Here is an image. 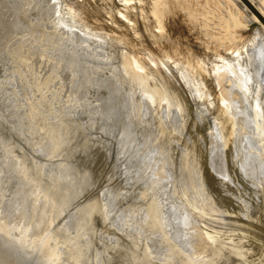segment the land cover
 <instances>
[{
  "label": "rangeland",
  "instance_id": "374dc122",
  "mask_svg": "<svg viewBox=\"0 0 264 264\" xmlns=\"http://www.w3.org/2000/svg\"><path fill=\"white\" fill-rule=\"evenodd\" d=\"M247 1L264 18V0ZM178 3L183 15L177 19L179 33L173 35L180 43H166V26L153 27L151 23L148 26L156 29L153 31L158 41L144 40L141 0L129 3L136 23L140 22L138 36L125 19L129 4L122 0H7L11 7L21 6L16 13L23 26L15 25L10 31L13 34L0 38V97L5 98L0 101L4 107L0 106V118L5 115L0 119V239L8 251L21 259V264H227L228 256L234 263L240 260V264H264V167L254 152L258 143L242 138L240 144H246V148L238 150L236 157L231 155L222 118L215 107L216 73L209 71L234 70L238 79L231 89L240 93L237 99L255 101L264 80L257 66L258 56L254 57L256 49L250 48L256 36L264 41V24L243 0H200L196 8L184 0ZM173 45L184 48L193 65L179 55L171 68H166V50H176ZM196 52L210 62L207 69L199 67ZM10 54H18V58L14 60ZM85 64H89L88 68ZM22 65L28 73L20 68ZM65 65H69L68 72ZM16 68H20L19 72ZM76 72H80L78 77ZM70 74L77 81L73 82ZM33 76L34 80L29 81ZM21 79L26 80L25 85ZM44 87L47 89L43 94ZM249 91H253L252 95ZM73 95L78 96H74L78 105ZM230 103L228 118L237 124L242 102ZM116 111L118 117L126 114L121 117L128 122L126 140L123 130L116 136L107 129L108 123H118V118H113ZM41 131L44 135L40 137L45 140H38ZM4 136L9 141L6 139L8 144L1 146ZM147 161H156L154 167L151 162L145 167ZM132 162L141 165L144 174L148 170L153 173L144 175L136 170L139 172L133 174L137 177L131 181L128 165ZM56 198L59 203L54 204ZM47 199L51 202L45 206ZM40 208L45 213L40 214ZM52 254L64 261L57 263ZM66 257L70 262L68 258L65 261Z\"/></svg>",
  "mask_w": 264,
  "mask_h": 264
},
{
  "label": "bare ground",
  "instance_id": "6f19581e",
  "mask_svg": "<svg viewBox=\"0 0 264 264\" xmlns=\"http://www.w3.org/2000/svg\"><path fill=\"white\" fill-rule=\"evenodd\" d=\"M124 3H126V2H128V4L131 2V0H122ZM142 1V3L144 4V6L143 5H141V13H143V15H144V17H143V20H142V25H143V27H145L144 29L145 30H142V32H143V34L145 35V37H144V40L145 39H147V40H153V41H158V35H157V32H154L153 30H156V29H153V27H160V26H162V25H165L166 26V34H164L165 35V40H166V43H180L179 41H177V39H175L176 37L174 36L175 34H178L179 33V30H180V23H179V21L177 20L178 19V17H179V15L180 14H182L183 15V11H182V7L180 6V4L178 3V1L179 0H141ZM184 1H186L188 4H189V7H191V8H196V7H199V4H198V2H200V0H184ZM21 6H19V7H11L9 4H7V0H0V10L3 12V15L1 14V16H3V18L2 19H0V38H2V37H4L5 35H7L10 31H11V29H12V27H14L15 25H17V24H19V25H22L23 26V24L21 23L22 21H21V18H20V15H18L17 13H16V9H19ZM182 8V9H181ZM49 10V9H48ZM0 11V12H1ZM181 11H182V13H181ZM259 11V10H258ZM51 12V11H50ZM53 12V11H52ZM51 12V13H52ZM134 12L135 11H133V6H132V4H129L128 5V7H127V12H125V14H126V20H128V21H130L131 23H129V25L131 26V29H132V31H133V34L134 35H136V36H138L139 35V32H138V29H137V26H139V29H140V22L139 23H136V21H137V19L135 18L136 16H134ZM48 13V12H47ZM50 13V14H51ZM181 15V16H182ZM260 19V18H259ZM261 20V19H260ZM24 21V20H23ZM262 21V20H261ZM27 22V21H26ZM35 23V22H34ZM149 23H151L152 25H153V27L150 29V27L148 26L149 25ZM27 24V23H26ZM33 24V23H32ZM38 24V23H37ZM264 24V23H263ZM34 25V24H33ZM261 25H262V23H261ZM127 27H129L128 25H126ZM24 27H25V25H24ZM39 27V26H38ZM130 28V27H129ZM26 29H28V28H26ZM32 29V28H31ZM40 29V28H39ZM10 33H12V32H10ZM28 33V32H27ZM13 34V33H12ZM174 34V35H173ZM163 35V34H162ZM161 35V36H162ZM173 35V36H172ZM6 37H10V36H6ZM11 38V37H10ZM14 38V37H13ZM12 38V39H13ZM7 40H9V39H7ZM23 40V39H22ZM143 40V41H144ZM1 41V40H0ZM11 42V41H10ZM14 42H16V40L15 41H12V43H14ZM2 43H4V42H2ZM21 43H22V41H21ZM8 44H10L9 42H8ZM24 44V43H23ZM31 44V43H30ZM6 45H7V42H6ZM6 45H4V47L6 46ZM12 45V44H11ZM29 45V44H28ZM34 45V44H33ZM42 45H45V44H42ZM47 45H48V43H47ZM51 45V44H50ZM52 45H53V43H52ZM61 45V44H60ZM64 45V44H63ZM70 45V44H69ZM68 45V46H69ZM21 46V45H20ZM40 46H41V44H40ZM56 46V45H55ZM57 46H58V44H57ZM65 46V45H64ZM174 46V48L176 49V50H171V52H169V50H166V68H171V62L172 61H174V58L176 57V56H179V55H181L182 57H186V59L184 58V60H185V62L186 63H188V64H191L192 63V60L191 59H189L190 57H189V55L188 54H186V51L184 50V48H182L180 45H173ZM4 47H2V48H4ZM7 47H9L8 45H7ZM24 47H25V45H24ZM27 47V46H26ZM26 47H25V49H26ZM30 47V45L28 46V48ZM46 47V46H45ZM48 47V46H47ZM46 47V48H47ZM63 49L65 48V47H63V46H61ZM71 47V46H70ZM69 47V48H70ZM15 49L14 47H11V49ZM20 48V47H19ZM49 48H52V47H50L49 46ZM48 48V49H49ZM61 48V49H62ZM8 49V48H7ZM16 49H17V47H16ZM53 50H54V48H52ZM57 49V48H56ZM67 49V48H66ZM71 49H73L72 47H71ZM250 49H256V51H255V54H254V57L255 56H258V60H257V66L259 67V69H260V72H261V77H263V80H264V41L260 38V36L258 37V36H256V38L253 40V42H252V45H251V48ZM4 50V49H3ZM32 50V49H31ZM34 50V49H33ZM39 50V49H38ZM50 50V49H49ZM5 51H6V49H5ZM16 51L17 50H15V53H16ZM40 51V50H39ZM50 51H52V50H50ZM55 51V53H56V55L59 57V55L57 54L58 52H56V50H54ZM59 51V50H58ZM64 51V50H63ZM68 51V50H67ZM69 51H70V49H69ZM7 52H8V50H7ZM11 52V51H10ZM12 52H14V50H12ZM11 52V53H12ZM38 52V51H37ZM2 53V52H1ZM18 53H19V51H18ZM62 53V52H61ZM8 54V53H7ZM13 54V53H12ZM12 54H10V57H11V55ZM25 54L26 53H24V56L23 57H25ZM33 54V53H32ZM51 54H52V52H51ZM67 54H68V52H67ZM70 54V53H69ZM68 54V55H69ZM246 53H244V55H245ZM1 55V54H0ZM36 55V54H35ZM40 55V54H39ZM48 55H50L49 53H48ZM63 55V54H62ZM4 56V55H3ZM12 56H15L14 57V60H15V58H18V57H16V56H18V54L16 55H12ZM52 56V55H51ZM54 56H55V54H54ZM71 56H74V55H72L71 54ZM195 58L196 59H198V62H199V67L201 68V69H207L208 67H209V64H210V62L207 60V58L204 56L203 57V55H200L198 52H196L195 53ZM22 57V58H23ZM26 57H28L27 55H26ZM31 57H32V55H31ZM37 57L39 58V56L37 55ZM68 57V56H67ZM70 57V56H69ZM6 58V57H5ZM4 57H2V59L3 60H6ZM11 58H13V57H11ZM34 58V56L32 57V59ZM36 58V57H35ZM55 58V57H54ZM60 59H62V57H59ZM78 57H76V59H77ZM81 58H82V56H81ZM126 58H127V54H126ZM65 59H67L66 57H65ZM70 59V58H69ZM69 59H68V61H69ZM75 59V60H76ZM83 59V58H82ZM255 58H253V60H254ZM8 60V59H7ZM9 60H11L10 58H9ZM22 60V59H21ZM28 60L30 61L31 59H29L28 58ZM35 60V59H34ZM37 60V59H36ZM40 60V59H39ZM38 60V61H39ZM47 60V59H46ZM74 60V58H73V61H75ZM122 60V59H121ZM24 61H26L25 59H24ZM32 61V60H31ZM45 61V60H44ZM60 61V60H59ZM71 61V60H70ZM126 61H128V59H126ZM131 61V60H130ZM255 61H256V59H255ZM16 62V61H15ZM15 62H13V63H15ZM36 63H37V66H38V62L37 61H35ZM35 62H33L32 64H34ZM40 62V61H39ZM76 62H80V60L79 61H76ZM85 62L86 63H88V61L87 60H85ZM84 61L82 62V64L83 63H85ZM17 63V62H16ZM20 63V62H19ZM24 62H22V64H23ZM26 63V62H25ZM46 63H49V62H46ZM53 63H54V61H53ZM53 63L51 64V65H53ZM57 63V62H56ZM65 63H66V61H65ZM131 63H132V61H131ZM31 64V65H32ZM43 64V63H42ZM41 64V65H42ZM50 64V63H49ZM74 64H76V63H74ZM80 64V63H79ZM121 64H123V63H121ZM126 64V63H125ZM15 66L17 65V64H14ZM20 65V64H19ZM18 65V66H19ZM24 65V64H23ZM23 65H22V67H20L21 69L23 68ZM35 65V64H34ZM40 65V66H41ZM44 65H45V63H44ZM57 65V64H56ZM72 65V64H71ZM84 65V64H83ZM87 65V66H86ZM91 65V64H90ZM131 65V64H130ZM191 65H193V64H191ZM217 65H218V62H217ZM11 66H12V64H11ZM28 66V65H27ZM39 66V68H41ZM43 66V65H42ZM49 67H50V65H48ZM78 66V65H77ZM85 66L88 68V66H89V64H85ZM134 66V65H133ZM13 67V66H12ZM11 67V69H12V71H14L15 69H13V68H15V67H13L12 68ZM52 67V66H51ZM64 67H65V69H64ZM63 67V69L64 70H66V72H68L67 70H70V69H68L69 68V65H65ZM73 67H74V65H73ZM80 67H81V65H80ZM91 67V66H90ZM90 67H89V69H90ZM122 67V66H121ZM128 67V66H127ZM5 68V67H4ZM10 68V67H9ZM20 68H16L17 70H18V72H19V69ZM24 68H26V67H24ZM28 68H29V66H28ZM32 68V67H31ZM38 68V67H37ZM37 68H35V69H37ZM43 68V67H42ZM62 68V67H61ZM77 68V67H76ZM76 68H74V69H76ZM83 68H84V66H83ZM86 68V69H87ZM134 68H136V67H134ZM0 69H1V66H0ZM10 69V70H11ZM27 69V68H26ZM30 69V68H29ZM78 70H79V68H77ZM93 69V68H92ZM91 69V70H92ZM185 69H187V68H185ZM23 71H24V69H22ZM28 70V69H27ZM38 70V69H37ZM44 70V69H43ZM49 70V69H48ZM58 70V69H57ZM62 70V69H61ZM136 70V69H135ZM246 70H247V68H246ZM16 71V70H15ZM29 71V70H28ZM30 71H31V69H30ZM40 71V70H39ZM51 71H52V73H53V71H54V73H56L55 72V70L53 69H51ZM59 71V70H58ZM75 71V70H74ZM77 71V70H76ZM81 71H83L82 70V67H81V70H80V72ZM98 71V70H97ZM131 71H133V69H131ZM143 71V70H142ZM182 71V70H181ZM209 71L210 72H212V73H216V76H215V87H216V95H215V107H216V109H218V111H219V113H220V116H221V118H222V122H223V128L225 129V131H226V136H227V144H228V146H229V152L231 153V155L233 156V157H236L237 156V154H238V150H240V149H243V148H246V144H244V145H242V144H240V141H241V139L242 138H248V141L250 140L251 141V144L253 143V142H257L258 143V147L254 150V152L255 153H257V154H259L258 155V157L260 158V160H261V162H262V166L264 167V85H262V83H261V91H260V89L258 90L259 92L256 94V96H255V101H250L248 98L247 99H245L244 101H239L238 99H237V97H239V94L240 93H233V91H232V86H234L233 84H235L236 82H237V79H238V73L237 72H235L234 70H232V69H228L227 68V70L225 71V72H221V71H217V69L216 68H210L209 69ZM217 71V72H216ZM249 71V70H248ZM26 72V70L24 71V73ZM32 72V71H31ZM38 72V71H37ZM36 72V73H37ZM41 72V71H40ZM65 72V71H64ZM63 72V73H64ZM73 72V71H72ZM71 72V73H72ZM80 72H79V74H80ZM136 72H138V71H136ZM187 72V71H186ZM190 72V71H189ZM17 73V72H16ZM21 73V72H20ZM20 73H18V74H20ZM26 73H28V72H26ZM53 73V74H54ZM74 73V72H73ZM77 73V75H76V77H78L79 76V74H78V72H76ZM83 73H86V71L84 70V72ZM82 73V74H83ZM133 73V72H132ZM139 73V72H138ZM6 74V73H5ZM12 74H13V72H12ZM18 74H17V76H18ZM30 74V73H29ZM42 74V73H41ZM40 74V75H41ZM49 74V73H48ZM99 74V73H98ZM182 74V73H181ZM21 75H23V72L21 73ZM25 75V74H24ZM23 75V76H24ZM26 75H28V74H26ZM33 75V74H32ZM36 75V74H35ZM45 75V74H44ZM64 75H67V74H65L64 73ZM71 75V74H70ZM72 75H74V74H72ZM71 75V77H72V79H73V82L74 81H77V80H74V78H73V76ZM87 75V74H86ZM256 75H257V73H256ZM17 76H15V77H17ZM37 76H38V74H37ZM42 76H43V74H42ZM51 76V75H50ZM58 76H59V74H58ZM61 76H63V75H61ZM132 76V75H131ZM258 76V75H257ZM22 77V76H21ZM21 77H19V78H21ZM26 77V76H25ZM57 77V76H56ZM63 77H65V76H63ZM67 77V76H66ZM70 77V76H69ZM191 77V76H190ZM251 77V76H250ZM252 77H253V75H252ZM34 78V76L32 77V79H28L29 81L30 80H34L33 79ZM36 78H38V77H36ZM45 79H46V76L44 77ZM48 78V77H47ZM61 78V77H60ZM68 78V77H67ZM82 78V77H81ZM135 79H136V77H134ZM256 78H258V77H256ZM18 79V78H17ZM22 79H24L23 77H22ZM21 79V81L23 82V80ZM61 79H63V78H61ZM60 79V80H61ZM66 79V78H65ZM72 79H71V82H72ZM77 79V78H76ZM259 80H260V78H258ZM36 80V79H35ZM44 79H42V81H43ZM47 80V79H46ZM52 80V79H51ZM54 80V79H53ZM52 80V81H53ZM64 80V79H63ZM188 80L190 81V79L188 78ZM18 81H20V79H18ZM37 81H40V78H39V80H37ZM68 81L69 80H67L66 82L68 83ZM83 82H84V80H82ZM250 81V80H249ZM22 82H19V83H22ZM26 82V80L23 82V84ZM60 82H62V80L60 81ZM59 82V83H60ZM83 82H80V83H83ZM258 82V81H257ZM30 83V82H29ZM36 83V82H35ZM41 83V82H40ZM40 83H39V87H40ZM49 83H50V81H49ZM57 83V82H56ZM64 83H65V81H64ZM66 83V84H67ZM69 83H70V81H69ZM69 83H68V86H69ZM26 84V83H25ZM24 84V85H25ZM42 84V83H41ZM45 84H46V82H45ZM51 84H52V82H51ZM33 85H36V84H32V86ZM55 85V84H54ZM58 85V84H57ZM2 86V85H1ZM4 86V85H3ZM28 86H29V84H28ZM28 86H26V87H28ZM31 86V87H32ZM38 86V85H37ZM48 86H50L49 84H48ZM60 86V85H59ZM61 86H63V85H61ZM72 86V85H71ZM83 86V85H82ZM23 87V86H22ZM250 87V86H249ZM24 88V87H23ZM35 88H36V86H35ZM45 88V87H44ZM43 88V89H44ZM48 88H50V87H48ZM52 88V87H51ZM56 88H58L57 86H56ZM63 88V87H62ZM83 89L82 90H84V87H82ZM2 89H4V88H2ZM42 89V90H43ZM47 88H45L42 92H43V94H44V91L46 90ZM55 89V88H54ZM53 89V90H54ZM59 89H60V87H59ZM67 89V88H66ZM72 89V88H71ZM71 89H69V90H71ZM235 89V88H234ZM256 89V88H255ZM36 90H38V89H36ZM57 89H55L54 91H56ZM61 90V89H60ZM146 90V89H145ZM0 91H1V89H0ZM51 91V93H53L52 92V90H49V92ZM72 91V90H71ZM81 91V90H80ZM79 91V89H78V92H80ZM35 92V91H34ZM34 92H32L33 94H34ZM37 93H38V91H36ZM56 92H58V91H56ZM76 92V91H75ZM237 92V91H236ZM250 92V91H249ZM253 92V91H252ZM252 92H250L249 93V95L251 94L252 95ZM256 92V91H255ZM1 93V92H0ZM6 93V92H5ZM28 93V92H27ZM47 93V92H46ZM45 93V94H46ZM50 93V94H51ZM49 94V93H48ZM48 94H47V97H48ZM49 94V95H50ZM54 94V93H53ZM52 94V95H53ZM57 94V95H56ZM58 94H60V92L59 93H55V98H53V99H56V97L58 96ZM71 94V93H70ZM2 95V94H1ZM34 95H36V94H34ZM41 95V97H42V94H40ZM39 95V96H40ZM72 95V94H71ZM70 95V96H71ZM77 95H78V93H77ZM28 96V95H27ZM38 96V97H39ZM54 96V95H53ZM69 96V95H68ZM67 96V99L70 97H68ZM74 96H76V95H73V98L75 99L76 97H78V96H76V97H74ZM151 96V95H150ZM3 97H4V95H3ZM44 97H46V96H44ZM47 97H46V99H47ZM72 97V96H71ZM254 97V96H253ZM25 98H26V95H25ZM73 98H71V100H73ZM80 98V97H79ZM240 98V97H239ZM241 98H242V96H241ZM1 99H2V96L0 97V101H1ZM3 99H5V98H3ZM2 99V100H3ZM27 100H28V97L26 98ZM52 99V97L50 98V100ZM76 99H78V98H76ZM76 99H75V101H76ZM150 99V98H149ZM166 99H168V98H166ZM33 100L35 101V99L33 98ZM32 100V101H33ZM48 100V99H47ZM46 100V102L48 103V101ZM79 100H81V99H79ZM147 100V99H146ZM30 101V100H29ZM32 101H30V102H32ZM33 101V102H34ZM67 101H70V99L69 100H67ZM74 101V100H73ZM72 101V102H73ZM3 102H4V100H3ZM6 102V101H5ZM27 102V101H26ZM32 102V103H33ZM45 102V101H44ZM72 102H69L68 104L70 105V103H72ZM79 102V101H78ZM145 102V101H144ZM144 102H143V105H144ZM153 102V101H152ZM228 102H229V105L227 106V104H228ZM230 102H242V105H240V108H241V113L240 112H238L237 110H236V112H238V113H240V114H237V115H240V117H241V119H240V121L237 123V124H233L232 123V121H231V119L230 118H228V109L230 108V106H231V103ZM29 103V102H28ZM28 103H26V104H28ZM75 103H77V101L75 102ZM80 103V102H79ZM150 103V102H149ZM30 104V103H29ZM44 104V103H43ZM67 104V103H66ZM74 103H72V105H73ZM3 105H5V104H3ZM45 105V104H44ZM62 105H64V106H66L65 105V103H63ZM76 105V104H75ZM75 105H74V107H75ZM77 105H78V103H77ZM136 105V104H135ZM134 105V106H135ZM138 105V104H137ZM146 105H147V102H146ZM166 105V104H165ZM0 106L1 107H3L2 106V102H0ZM32 105H30V108H32L31 107ZM43 106V105H42ZM149 106H150V104H149ZM152 106V105H151ZM163 106H164V104H163ZM227 106V107H226ZM0 107V108H1ZM44 107V106H43ZM136 107V106H135ZM171 107V106H170ZM5 108H6V106H5ZM145 108H146V106H145ZM150 107H148L147 109H149ZM166 108H167V106H166ZM171 108H173V107H171ZM170 108V109H171ZM3 109H4V107H3ZM2 109V110H3ZM43 109V108H42ZM151 110H152V108H150ZM226 109V110H225ZM6 110V109H5ZM139 110V109H138ZM150 110V111H151ZM172 110V109H171ZM235 110V109H234ZM32 111V110H31ZM43 111H45V110H43ZM89 111H91V108H90V110ZM103 111V110H102ZM133 111H135L134 110V108H133ZM2 112V111H1ZM117 112V111H116ZM235 112V113H236ZM3 113H5V111H3ZM28 113H30V111L28 112ZM131 113H132V111H131ZM38 114V113H37ZM3 116H5L4 114H2ZM1 115V118L2 119H4L3 118V116ZM39 115H41L40 113H39ZM118 115H119V112H117L116 113V115H114L113 114V118H118V123H116L115 121H112V122H110V123H108L106 126H107V129L109 130V131H111L112 133H114L116 136L118 135V134H116L117 132H121L122 130V132H123V139L124 140H126L127 139V121L125 120V121H122L121 120V117H125L126 116V114L125 115H123V116H121V114H120V116L118 117ZM133 115V114H132ZM136 115V114H135ZM230 115V114H229ZM41 117V116H40ZM129 117H130V115H129ZM137 117V116H136ZM0 118V119H1ZM30 118H32V117H30ZM36 118V117H35ZM34 118V119H35ZM44 118V117H43ZM47 120V119H46ZM130 120H132V119H130ZM3 121V120H2ZM32 122V121H31ZM45 122V121H44ZM132 122V121H131ZM5 123V122H4ZM33 123H34V125H36L35 124V122H32V126H33ZM38 123V122H37ZM50 123H51V121H50ZM133 123V122H132ZM6 124V123H5ZM4 124V125H5ZM53 123H51V125H52ZM131 124V123H130ZM144 124V123H143ZM58 125V124H57ZM149 125V124H148ZM5 126H7V125H5ZM31 126V125H30ZM1 127V126H0ZM36 127H38V126H36ZM65 127V126H64ZM11 128H13V127H11ZM10 127H8V129H11ZM30 128V127H29ZM33 128H35V126H33ZM44 127L42 126V129H43ZM132 128V127H131ZM221 128V127H220ZM37 129V128H36ZM65 129V128H64ZM68 129V128H67ZM2 130H4V129H2ZM13 130V129H12ZM39 130V129H38ZM46 130V129H45ZM132 130V129H131ZM1 131V130H0ZM31 131H32V129H31ZM36 131V130H35ZM40 131V130H39ZM76 131V130H75ZM75 131H74V133H75ZM223 130L221 129V132H222ZM32 132H34V131H32ZM37 133H38V131H36ZM63 132H64V130H63ZM73 132V131H72ZM136 132V131H135ZM5 133V132H4ZM60 133H61V131H60ZM131 133V132H130ZM138 133H140V132H138ZM223 133V132H222ZM225 133V132H224ZM41 134H43L42 133V131H41V133H40V135L38 136V140H41L40 138H42V139H44L43 137H40V136H42ZM46 134H48V133H45V135ZM67 133H65V135H66ZM141 134V133H140ZM2 135V134H1ZM44 135V134H43ZM62 135H63V133H62ZM68 135V134H67ZM139 136V135H138ZM5 137V139L3 140V143H2V140H1V146H2V144H4V146H5V143H6V145L8 144L7 142L9 141L7 138H6V136H4ZM65 137V136H64ZM68 137V136H67ZM72 137V136H71ZM70 137V139H72ZM74 137V136H73ZM77 137V136H76ZM121 137V136H120ZM119 137V138H120ZM31 138V137H30ZM66 138V137H65ZM144 138H145V136H144ZM6 139L8 140L7 142H5L6 141ZM37 139V138H36ZM48 139V138H47ZM47 139H46V143H47ZM59 140H60V138H58ZM64 139V138H63ZM62 139V140H63ZM118 139V138H117ZM45 140V139H44ZM50 140V139H49ZM53 140H55V139H52V141ZM57 140V139H56ZM61 140V141H62ZM64 140H66V139H64ZM67 140L68 141H70L69 140V138H67ZM139 140V139H138ZM154 141V140H153ZM5 142V143H4ZM32 142H34V141H32ZM38 142H40V141H38ZM50 142V141H49ZM48 142V143H49ZM54 142V141H53ZM64 142H66V141H64ZM146 142H147V140H146ZM36 143V142H35ZM44 143V142H43ZM38 144V143H37ZM36 144V145H37ZM45 144V143H44ZM55 144H56V141H55ZM55 144H53L52 145V143H51V145L52 146H54ZM58 144V143H57ZM65 144V143H64ZM32 145V144H31ZM39 145H40V147L42 148V149H44V145H42V142H40L39 143ZM43 147H42V146ZM50 145V146H51ZM66 145H67V142H66ZM162 145H163V143H162ZM161 145V146H162ZM256 145V144H255ZM10 146L11 145H9V148H10ZM46 146H47V144H46ZM7 147V146H6ZM48 147H49V145H48ZM63 147H64V145H63ZM150 147V146H149ZM153 147H155V145L153 146ZM163 147V146H162ZM2 148V147H1ZM12 148V147H11ZM37 149H39L38 148V146L36 147ZM40 148V149H41ZM50 148V147H49ZM58 148H59V144H58ZM62 148V147H61ZM157 148V147H156ZM155 148V149H156ZM5 149V148H4ZM7 149V148H6ZM36 149V150H37ZM42 149H41V151H42ZM46 149H47V147H46ZM148 149V148H147ZM151 149V148H150ZM153 149V148H152ZM2 150H3V148H2ZM49 150V149H48ZM48 150H46V152L48 153L49 151ZM50 150H51V148H50ZM156 150H158V149H156ZM160 150V149H159ZM158 150V151H159ZM167 150V149H166ZM165 150V151H166ZM40 151V152H41ZM153 151V150H152ZM157 151V152H158ZM148 152V151H147ZM147 152H145L144 154H146ZM155 151H153L152 153H154ZM3 153V152H2ZM7 153H9V152H7ZM13 153H14V151H13ZM13 153L11 154V155H13ZM43 155H44V153H43V151L41 152ZM149 153H151L150 151H149ZM165 153H167L168 155H169V153H168V151H166ZM14 154H16V153H14ZM148 154V153H147ZM146 154V155H147ZM158 154V153H157ZM167 154H165V155H167ZM10 155V154H9ZM19 155H20V157H21V159L23 160V158H22V156H21V153H19ZM97 155V154H96ZM145 155V156H146ZM163 155V154H162ZM167 155V156H168ZM1 156V155H0ZM4 156V155H3ZM95 156V155H94ZM148 156H149V154H148ZM150 156H152V155H150ZM14 157V156H13ZM19 157V156H18ZM96 157V156H95ZM94 157V158H95ZM142 157H144V155L142 156ZM147 157V156H146ZM145 157V158H146ZM160 157V156H159ZM148 158V157H147ZM150 158V157H149ZM7 160L8 161V158L6 159V158H3V160ZM19 159V158H18ZM93 159V158H92ZM151 159V158H150ZM157 159V158H156ZM166 159H167V157H166ZM17 160V159H16ZM20 160V159H19ZM154 160H155V158H154ZM165 160V159H164ZM95 161V160H94ZM101 161H102V159H101ZM106 161V160H105ZM146 161V160H145ZM157 161V162H156ZM156 161H154V164H155V162L156 163H158V160H156ZM167 161V160H166ZM168 161H169V159H168ZM167 161V162H168ZM6 162V161H5ZM14 162V161H13ZM16 162V161H15ZM21 162V161H20ZM93 162V161H92ZM143 162H144V160H143ZM148 162V163H147ZM146 163H147V165H145V167H148V165L150 164L149 162H151V164L150 165H153V167H154V164H152L153 163V161H147ZM161 162H162V160H160V164H161ZM166 162V163H167ZM169 163V162H168ZM28 165V164H27ZM30 165V164H29ZM28 165V166H29ZM32 165V164H31ZM30 165V166H31ZM143 165H144V163H143ZM168 165V164H167ZM24 166H26V165H24ZM35 166H37V165H35ZM34 166V167H35ZM87 166V165H86ZM129 166V167H128ZM127 167L128 168H130L131 169V177L132 178H130L131 179V181L132 180H134V179H136V177L137 176H134V175H136V174H133L134 172L135 173H138L139 171H137L136 172V170H141V165L140 166H135V164L132 162L130 165H128ZM3 167V166H2ZM9 167V166H8ZM32 167V166H31ZM39 167H41L40 165H39ZM145 167H143V168H145ZM155 167H157V170L159 169L158 168V165H156ZM160 167H161V165H160ZM165 167H166V165H165ZM36 168H38V167H36ZM162 168V167H161ZM26 169H28V167H26ZM18 170H20V169H18ZM29 170V169H28ZM28 170H27V172H28ZM31 170V169H30ZM46 170V169H45ZM148 170V169H147ZM147 170H145V172L147 171ZM156 170V169H155ZM160 170V169H159ZM166 173L168 172V169H167V167H166ZM42 171V170H41ZM143 171H144V169H142L141 170V172H139V173H143ZM163 171V170H162ZM3 172V171H2ZM45 172V171H44ZM59 172V171H58ZM147 172H150L149 170L147 171ZM146 172V173H147ZM29 173V172H28ZM32 173V172H31ZM34 173V172H33ZM40 173V172H39ZM145 173V174H146ZM151 173H153V171H151L149 174H151ZM162 173V172H161ZM4 174V173H3ZM7 174V173H6ZM30 174V173H29ZM28 174V175H29ZM38 174V173H37ZM53 174H55V173H53ZM58 174V173H57ZM57 174H56V176H57ZM144 174V173H143ZM144 174V175H145ZM148 174V173H147ZM1 175H2V173H1ZM31 175V174H30ZM138 175V174H137ZM142 175V174H141ZM194 175V173L191 175V176H193ZM32 176V175H31ZM37 176V175H36ZM140 176V175H139ZM167 176V175H166ZM170 176V175H169ZM4 177H5V175H4ZM3 177V178H4ZM7 177V176H6ZM34 177V176H33ZM39 177H40V175H39ZM53 177V176H52ZM142 177V176H141ZM195 177V176H194ZM30 178H32V177H29V179ZM43 178H44V174H43ZM42 178V179H43ZM57 178V177H56ZM169 178V177H168ZM28 179V178H27ZM35 179H36V177H35ZM146 179V178H145ZM39 180V179H38ZM2 181V180H1ZM6 181V178H5V180H4V182ZM27 181V180H26ZM28 181H30V180H28ZM37 181V180H36ZM167 181V180H166ZM196 181V177H195V179H194V182ZM32 182H34V179H33V181ZM28 183V182H27ZM40 183V182H39ZM42 183V182H41ZM41 183H40V185H41ZM30 184V183H29ZM37 184V183H36ZM43 184V183H42ZM35 185V184H34ZM33 186V185H32ZM195 186H198L197 185V182H195ZM34 187H36V186H34ZM43 187V186H42ZM4 188V187H3ZM37 188V187H36ZM38 188H40L39 186H38ZM190 188V187H189ZM188 188V189H189ZM5 189V188H4ZM192 189V188H191ZM196 189H197V187H196ZM42 190V189H41ZM190 190V189H189ZM195 190V189H194ZM36 191V190H35ZM39 191L40 190H38V191H36V192H38L39 193ZM4 192H5V190H4ZM43 192V191H42ZM41 192V193H42ZM1 193V192H0ZM33 193V192H32ZM46 193V192H45ZM48 193V192H47ZM51 194V193H50ZM53 194H54V192H53ZM42 195H45V194H42ZM42 195L40 196V197H42ZM52 195V194H51ZM57 195V194H56ZM31 196V195H30ZM34 195H32V197H33ZM45 196H47V195H45ZM50 196V195H49ZM54 197V196H53ZM52 197V198H53ZM29 198H31V197H29ZM27 199V200H30V199ZM55 198V197H54ZM34 199V198H33ZM42 199V198H41ZM45 199V198H44ZM51 199V198H50ZM54 200H56L55 202H53L54 204L56 203V202H58L59 200H57V198L56 199H54ZM43 201V200H42ZM46 201H48V199L47 200H45V206H46V204L47 203H49V202H51V201H49V202H46ZM27 202V201H26ZM26 202H24V203H26ZM32 202V201H31ZM34 203V202H33ZM59 203V202H58ZM58 203L56 204V205H58ZM28 204L30 205L31 203H30V201L28 202ZM44 204V203H43ZM32 205V204H31ZM49 206H50V204H48ZM49 206H47V207H49ZM29 207H31V206H28V208ZM46 208V207H45ZM53 208V207H52ZM52 208H50V210L52 209ZM21 209H23V208H21ZM41 209V208H40ZM44 209V208H43ZM48 209V208H47ZM56 209H58V208H55V211H57ZM87 209V208H86ZM29 210V209H28ZM45 210V209H44ZM44 210H42L41 209V212H40V214L41 213H43L44 212ZM49 210V209H48ZM88 211H89V209H87ZM86 210V211H87ZM29 211H31V210H29ZM40 211V210H39ZM43 211V212H42ZM54 211V212H55ZM87 211V212H88ZM1 212V211H0ZM51 212V211H50ZM54 212H51V213H54ZM19 213H20V211H19ZM45 213V212H44ZM49 213V212H48ZM56 213H58V212H56ZM82 213H83V211H82ZM0 214H2V213H0ZM47 214V213H46ZM26 215H28V214H26ZM25 215V216H26ZM51 216H52V214H50ZM29 216V215H28ZM45 216H47V215H45ZM49 216V215H48ZM56 216V215H55ZM60 216V215H59ZM27 217V216H26ZM40 217H43L42 215L40 216ZM17 218V217H16ZM22 218V217H21ZM20 218V219H21ZM24 218V217H23ZM22 218V219H23ZM49 218V217H48ZM47 217H45V219H48ZM55 218V217H54ZM59 218V217H58ZM8 219V218H7ZM25 219H29V218H25ZM43 219V218H42ZM40 220V219H39ZM51 220H53L52 218H51ZM24 221V220H23ZM26 221V220H25ZM41 221V220H40ZM42 221H44V220H42ZM42 223V222H41ZM40 223V224H41ZM48 223V222H47ZM51 223V222H50ZM52 223H53V221H52ZM54 223H55V220H54ZM4 224V223H3ZM2 224V225H3ZM44 224H45V222H44ZM44 224H41V225H44ZM22 225V224H21ZM40 225V226H41ZM50 225V224H49ZM23 226H24V223H23V225H22V228H23ZM27 226V225H26ZM36 227H38V226H36ZM2 228V227H1ZM25 228H27V227H25ZM152 228V227H151ZM61 229H62V227H61ZM60 229V230H61ZM152 229H154V228H152ZM6 230H7V228H6ZM18 230H20V229H18ZM44 230V229H43ZM42 230V231H43ZM52 230V229H51ZM21 231V230H20ZM53 231H54V229H53ZM5 232V231H4ZM39 232V231H38ZM2 233H3V231H2ZM6 233V232H5ZM44 233V232H43ZM47 234H48V231L46 232ZM50 233V232H49ZM51 233H52V231H51ZM25 234H26V232H25ZM36 234V233H35ZM39 234V233H38ZM50 235V234H49ZM54 235V234H53ZM8 236V235H7ZM24 236V235H23ZM36 236H37V234H36ZM35 236V237H36ZM18 237V236H17ZM44 237V236H43ZM46 237V236H45ZM1 238V237H0ZM52 238H53V236H52ZM52 238H51V240H52ZM3 239V238H2ZM10 239V238H9ZM12 239V238H11ZM20 239V238H19ZM44 239V238H43ZM42 239V242L44 241ZM13 240V239H12ZM11 240V241H12ZM17 240V239H16ZM41 240V239H40ZM46 240V239H45ZM45 242V241H44ZM50 242V241H49ZM46 243V242H45ZM50 243H52V242H50ZM16 244V243H15ZM34 244H36V243H34ZM28 245V244H27ZM41 245H43V243H41ZM45 245V244H44ZM50 245V244H49ZM17 246V245H16ZM20 246V245H19ZM24 246V245H23ZM29 246V245H28ZM42 247V246H41ZM52 247V246H51ZM43 248V247H42ZM41 248V249H42ZM67 248V247H66ZM44 249V248H43ZM42 249V250H43ZM46 249V248H45ZM44 249V250H45ZM50 249V247L48 248V251H50L49 250ZM69 249V248H68ZM67 249V250H68ZM23 250V249H22ZM25 250V249H24ZM51 251H52V249H51ZM71 251V250H70ZM133 251H134V249H133ZM25 252V251H24ZM28 252V251H27ZM31 252V251H30ZM69 252V251H68ZM68 252H66L67 253V255L70 253H68ZM34 253V252H33ZM52 253H53V251H52ZM28 254H30V253H28ZM71 254H73L72 252H71ZM46 253H45V257H46ZM56 254H52V256H51V258H55L56 256H55ZM65 255V254H64ZM66 255V256H67ZM228 255V254H227ZM43 256V255H42ZM55 256V257H54ZM69 256V255H68ZM70 257V256H69ZM64 259H65V257H63ZM67 258L68 257H66V260L65 261H67L68 262V260H67ZM46 259H48V258H46ZM56 259H57V257H56ZM55 259V260H56ZM69 259V258H68ZM227 259V264H240V260H237V263L235 262L234 263V261H233V259L231 258V257H227L226 258ZM44 260V259H43ZM73 260H75V259H73ZM52 261V260H51ZM51 261H48V262H51ZM60 262H62V261H64V260H62L61 261V259L59 260ZM58 261V259H57V263L59 262ZM47 262V263H48ZM54 261H52L51 262V264H55V262L53 263ZM69 262H70V259H69ZM78 262V261H77ZM63 264H64V262H62ZM0 264H21V259L20 258H17L15 255H13L10 251H8V249H7V247H6V244H5V242L3 243V241L0 239ZM70 264V263H69Z\"/></svg>",
  "mask_w": 264,
  "mask_h": 264
},
{
  "label": "water",
  "instance_id": "95a60500",
  "mask_svg": "<svg viewBox=\"0 0 264 264\" xmlns=\"http://www.w3.org/2000/svg\"><path fill=\"white\" fill-rule=\"evenodd\" d=\"M246 5H248V7H250V9H252V11L262 20V22L264 23V18L260 15V13H258V11H256V9L254 7H252V5L250 4V2H248L247 0H243Z\"/></svg>",
  "mask_w": 264,
  "mask_h": 264
}]
</instances>
